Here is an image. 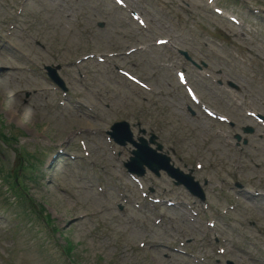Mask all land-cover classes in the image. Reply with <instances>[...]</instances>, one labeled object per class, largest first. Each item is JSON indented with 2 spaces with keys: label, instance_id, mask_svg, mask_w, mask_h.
I'll return each mask as SVG.
<instances>
[{
  "label": "rangeland",
  "instance_id": "1",
  "mask_svg": "<svg viewBox=\"0 0 264 264\" xmlns=\"http://www.w3.org/2000/svg\"><path fill=\"white\" fill-rule=\"evenodd\" d=\"M127 1L145 15L149 28L138 25L112 0H29L21 15L15 14L20 0H0V42L5 45L0 49V118L5 132L18 138L14 145L0 138V152L6 169L17 166L23 150L45 162L40 182H28L37 212L31 217L17 215L22 210L19 202L11 211L0 208V264H73L63 252L68 240L80 264H213L222 246L215 232L232 216L231 228L221 230L230 250L227 258L238 264H264V199L237 201L221 191L237 181L246 190L264 191V139L249 142L240 151L214 136V124L207 126L204 119L212 121L191 104L178 83L176 70L187 66L170 49L225 42L230 37L229 42L235 43L232 37L238 28L264 27L262 17L253 13L255 8H264V0H218L244 21L243 26L217 15L207 0ZM9 24L16 25L12 35L7 31ZM159 37H169L172 45H155ZM132 47L137 50L127 54ZM91 53L117 55L105 62L97 56L83 60ZM30 59L41 66L62 64L67 96L46 76L42 79L40 70L26 73L24 67L33 65ZM15 66L19 68H9ZM223 67L234 78L249 75L247 68L233 60ZM118 68L137 74L151 90L132 83ZM194 82L221 111L235 113L244 123H256L244 120L224 96L212 91L210 83ZM244 85L260 108L264 87L250 81ZM189 106L197 115H191ZM119 119L155 129L168 147L178 141L179 154L190 167H196L197 160L203 162L204 169L196 177L211 178L206 187L207 211L203 202H194L166 175L157 179L149 172L144 185L146 190L155 187L153 197L166 195L177 200V206L161 207L142 197L122 165L132 146L119 147L107 136L110 125ZM259 133L264 136V131L257 130L255 140L262 139ZM82 139L90 151L85 161L78 149ZM58 146L79 155L60 157L58 166L48 170L46 165ZM231 203L235 211L224 215L223 208ZM95 212L96 216H89ZM192 212H199V220L190 221ZM79 213L88 217L78 226L74 216ZM48 214L50 222H46ZM210 219L217 222L215 230L207 224ZM142 241L147 243L144 249L138 247ZM177 248L200 253L204 260Z\"/></svg>",
  "mask_w": 264,
  "mask_h": 264
},
{
  "label": "bare ground",
  "instance_id": "2",
  "mask_svg": "<svg viewBox=\"0 0 264 264\" xmlns=\"http://www.w3.org/2000/svg\"><path fill=\"white\" fill-rule=\"evenodd\" d=\"M13 113H15V111H12Z\"/></svg>",
  "mask_w": 264,
  "mask_h": 264
}]
</instances>
